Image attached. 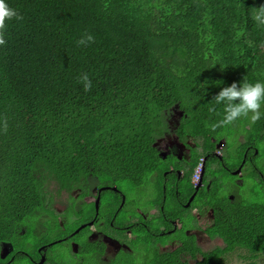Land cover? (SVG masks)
<instances>
[{"label": "trees", "instance_id": "1", "mask_svg": "<svg viewBox=\"0 0 264 264\" xmlns=\"http://www.w3.org/2000/svg\"><path fill=\"white\" fill-rule=\"evenodd\" d=\"M9 3L23 19L6 21V43L0 46V264H40L41 253L44 264H100L103 245L89 242L88 234H77L67 246L51 244L52 235L59 240L88 220L84 216L62 227L52 214L92 179L118 186L128 200L134 187L149 188L151 204L158 208L174 203L171 199L186 204L194 193L189 175L176 193L171 184L166 197L153 185L158 182L150 181L165 163L154 141L168 127L164 118L176 104L183 111L179 142L200 137L213 152L219 141L230 139L237 148L233 160L211 153L206 170L217 164L212 178L229 174L225 167L238 168L249 146L258 148L256 158L264 164V119H243L215 132L206 126L219 118L209 107L221 87L246 76L264 80V24L254 19L264 0ZM86 31L94 41L77 45ZM82 72L92 80L88 91L78 83ZM186 94L198 102H184ZM191 158L192 173L201 152ZM242 173L256 185L253 178H262L247 163ZM235 180L232 176L231 192L219 180L204 186L190 206L214 208L212 224L196 228L222 244L205 250L196 235L187 233L193 218L181 214L179 248L161 252L158 233L139 226L132 228L137 239L129 241L136 246L134 255L122 252L118 264H264V181L251 194L249 183ZM112 194L120 205L122 197ZM43 218L51 225L42 242L37 231ZM5 244L11 249L2 257Z\"/></svg>", "mask_w": 264, "mask_h": 264}, {"label": "flooded vegetation", "instance_id": "2", "mask_svg": "<svg viewBox=\"0 0 264 264\" xmlns=\"http://www.w3.org/2000/svg\"><path fill=\"white\" fill-rule=\"evenodd\" d=\"M182 112L183 111L179 110V105L176 104L170 109L166 118V123L168 124L171 132L175 134L176 142L179 145L181 161L184 159L188 161V154L190 153V157H192L195 151L201 152L204 165H206L210 160L211 153L216 156L217 150L219 156L221 157L223 155L227 156L228 158H230V156H233L232 160L237 158L236 154L239 153L236 152L237 148L236 146H233L230 139H223L219 141L216 144V148L213 152L211 148L207 146L205 139H202L200 137H198L199 143L197 144L193 143L190 138L187 139V142L185 144L179 142L176 136V130L179 126V119L181 118L178 117V114ZM173 124L175 125L174 127ZM160 146L161 145H159L157 156L160 161L161 158L162 160L164 159L166 164L161 161L164 166L159 167L154 171L150 181L152 182L153 179H156V181L158 182L156 185L162 187V189L164 190V196L166 197L168 187L172 184V188L176 193V189L178 188L179 183L184 178V176L178 167L180 162L178 160H175L174 157L171 156H165L163 158L164 150L162 148L163 146ZM251 148L254 149L252 155L249 154ZM257 156L258 148L249 146L247 147L242 158V163L238 168L230 170L229 168L225 167V169H228L226 171L229 172V175L237 177V180H235L237 184L243 185L245 181H243L242 167L245 163H247V167H250L252 170L261 173V179H258V177L253 178L257 185L252 180H249L248 182L249 185L252 183L254 186L258 187L264 181V174L261 172L264 171V164L256 158ZM213 165H215L217 169V165L212 164V166ZM211 172H213V170H211ZM239 181H241V183H239ZM228 191L231 192V189H229ZM109 192H115L122 197V202L120 205L116 206V198L112 193L106 200H104L106 193ZM141 192L143 194L146 193V191L142 190ZM148 195L150 196V193L145 194L144 196ZM229 196L231 199L234 198L232 194H230ZM171 200L175 202L168 205L167 207H165V204L164 206L158 208L157 206H154V203L151 204V202L143 197L140 201L133 200V198L132 200H128L126 199L123 189L119 190L118 186L114 184L112 185V183L109 182L100 184L96 180L92 179L89 187L83 190L79 189L73 194L72 197L66 199L62 204L58 203L54 207L56 214H52V216L58 217V221L62 227L65 222H75L78 216L80 219L84 216L88 219L86 222H83L78 227H76L72 232H66L65 235L58 241L61 243V246H67L68 242H71L74 237L77 236V234H88L87 239L89 242H99L101 245H103V250L99 249L100 252H98L100 264H118L119 257L122 252H126L128 255H134V248L136 246H134L133 244H129V241L137 239V236L132 234V228H135L137 230L140 226L145 232H149L153 235H155L156 232L158 233V235L160 236L159 238H162L164 242V244H158V249L161 252H165L166 250L174 251L182 244L181 231L185 223L182 222L181 214H183L185 218H193L191 223L186 225L187 233H193L194 235H196L197 230H199L196 228V226L198 228L200 227V220L197 217H204L207 213H210L214 219V208L209 207V209L206 210H204L205 208H190L193 201L190 203V206H188V203L181 205L175 199ZM85 204H87L86 207ZM68 212L74 213V215L71 216H75L76 218L71 221V216L68 215ZM59 214L63 215V217H61ZM124 216L126 217L124 218ZM81 225L85 227L78 233H75ZM45 228L46 227L43 225V227L41 229H38L37 232H46ZM198 232H202L203 234H205V231L203 229ZM154 240H156V238ZM154 240L152 239V241ZM58 241L51 242V244H55ZM72 244L74 245V247L76 246L75 242H72ZM112 245H114L113 249H111ZM5 246L8 247L9 244H5ZM44 247L45 246L40 248V253L42 249H46V247ZM9 249H11V247H9ZM9 252L10 251H8L5 257L9 254ZM42 257H44V254L41 253V258ZM147 259L151 260L150 258ZM194 263V261L191 262V264Z\"/></svg>", "mask_w": 264, "mask_h": 264}, {"label": "clouds", "instance_id": "3", "mask_svg": "<svg viewBox=\"0 0 264 264\" xmlns=\"http://www.w3.org/2000/svg\"><path fill=\"white\" fill-rule=\"evenodd\" d=\"M15 19L20 21L23 16L12 7L9 0H0V46L6 43L5 39V29L6 21H11ZM254 19L260 24H264V6L260 7L258 11L254 14ZM95 37L90 32H85L77 40V45L87 46L89 43L93 42ZM78 83H80L85 91H88L92 87V80L87 72H82L78 77ZM184 102L195 104L198 100H194L192 95H185ZM220 108L222 111L216 112V109ZM209 112L214 113L218 116V119L211 120L206 125L211 132H215L216 129L234 125L243 119H247L250 123H255L264 119V80L251 81L248 77H244L241 81H233L227 86L220 88L219 92L214 96L210 102ZM182 117V113H180ZM171 136L175 139V134L171 132L169 127L165 128L161 137L156 138L154 141V146L158 149L159 145L163 148V158L174 157L180 162L178 165L179 170L183 173L184 178L189 175L190 183L194 187V193L189 198L193 197L195 199L198 191L206 186L209 188L213 185L216 179L214 176L211 177L212 172H207V165H204L202 156L199 159L197 165L191 173L190 153L188 154V161L182 160L180 158L179 145L175 140H171ZM190 140L197 144L199 143L198 137L190 138ZM217 157H221L216 152ZM217 165V164H216ZM213 172L216 170V166L213 165ZM205 180L207 183H205ZM191 201V202H192ZM190 206V205H189ZM137 264H142V260H138Z\"/></svg>", "mask_w": 264, "mask_h": 264}, {"label": "rangeland", "instance_id": "4", "mask_svg": "<svg viewBox=\"0 0 264 264\" xmlns=\"http://www.w3.org/2000/svg\"><path fill=\"white\" fill-rule=\"evenodd\" d=\"M181 116V114H178V117H180ZM164 120H165V122H166V119L164 118ZM175 125L173 124V127H174ZM171 140H175L176 141V139H174V137L173 136H171ZM158 145H160L159 143H158ZM163 161H165L164 159H163ZM216 179H218L219 180V182H220V184H221V186H222V188L224 189V190H229V189H231V187H230V181H231V175H229V174H223V173H217L216 174ZM243 181H245V183H244V185L245 186H247L248 185V182H249V180H247L246 181V179H243ZM157 181H156V179H153V181L151 182L152 184L153 183H156ZM239 183H241V181H239ZM157 184V183H156ZM156 184H153V185H156ZM222 188H220V191H222ZM254 191V185L251 183L250 184V186H249V193H251L252 194V192ZM151 192V190H149V188H146V193H144V194H148V193H150ZM143 193L141 192V189H138L137 187H134V191H133V194H132V197H133V200H138V201H140V200H142V197L143 198H145V199H147L149 202H153L154 201V198H152L151 196H141ZM228 194H230V193H228ZM256 198H259L260 199V197L259 196H255ZM86 205L87 204H85V207H86ZM58 208V207H57ZM71 215H74V213H71V214H69V216H71ZM74 218H76L75 216L73 217V216H71L70 217V220L72 221ZM200 221H199V225H200V227H205L207 224H212V222H213V217H212V215L210 214V213H207L206 214V216H204V217H201V216H198L197 217ZM77 220L79 219L80 220V218H79V216H78V218H76ZM41 222H42V224L46 227V233H47V227L49 226V225H51V223H49V219H46V218H43L42 220H41ZM83 225H81L80 227H82ZM79 227V228H80ZM78 228V229H79ZM198 231H201V229H199V230H197V233H196V235H197V238L199 239V244L205 249V250H210L211 248H213L215 245H220V244H222V241L221 240H219V239H216V240H214V241H210L209 240V238H207V235H205V234H203L202 232H198ZM45 236V233L44 232H42L41 234H40V237H41V241L43 242V241H45L46 239H48L49 237L48 236H46V237H44ZM53 236V237H52ZM51 236V239H54V241L53 242H55V241H58V239H57V235H52ZM40 241V242H41ZM114 248V245H112L111 246V249H113ZM8 251H9V246L7 247V246H3V250H2V255L3 256H5L7 253H8ZM51 254H53V252H50ZM190 260V259H189ZM190 262H192L191 260H190Z\"/></svg>", "mask_w": 264, "mask_h": 264}, {"label": "water", "instance_id": "5", "mask_svg": "<svg viewBox=\"0 0 264 264\" xmlns=\"http://www.w3.org/2000/svg\"><path fill=\"white\" fill-rule=\"evenodd\" d=\"M235 174H237V173H235ZM193 200V197L190 199V201H189V203H188V206L190 205V203H191V201ZM85 226H82V227H80L75 233H78L81 229H83ZM3 250V249H2ZM2 257H4L3 255H2ZM44 262H45V257H42V260H41V262H40V264H44Z\"/></svg>", "mask_w": 264, "mask_h": 264}]
</instances>
